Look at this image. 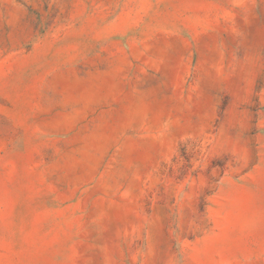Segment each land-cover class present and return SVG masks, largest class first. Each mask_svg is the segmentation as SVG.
Segmentation results:
<instances>
[{
	"label": "rangeland",
	"instance_id": "374dc122",
	"mask_svg": "<svg viewBox=\"0 0 264 264\" xmlns=\"http://www.w3.org/2000/svg\"><path fill=\"white\" fill-rule=\"evenodd\" d=\"M0 264H264V0H0Z\"/></svg>",
	"mask_w": 264,
	"mask_h": 264
}]
</instances>
